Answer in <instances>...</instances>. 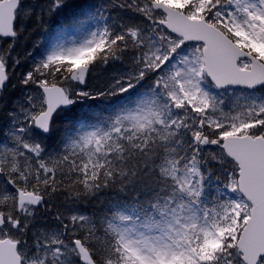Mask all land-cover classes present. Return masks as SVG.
Returning a JSON list of instances; mask_svg holds the SVG:
<instances>
[{"label":"snow or ice","instance_id":"1","mask_svg":"<svg viewBox=\"0 0 264 264\" xmlns=\"http://www.w3.org/2000/svg\"><path fill=\"white\" fill-rule=\"evenodd\" d=\"M0 264H264V0H0Z\"/></svg>","mask_w":264,"mask_h":264},{"label":"trees","instance_id":"2","mask_svg":"<svg viewBox=\"0 0 264 264\" xmlns=\"http://www.w3.org/2000/svg\"><path fill=\"white\" fill-rule=\"evenodd\" d=\"M75 2L78 4H85L92 2V0H75ZM46 20L47 23L35 27V31L32 32V36L27 43L28 50L32 51L36 56V58H39L37 54L41 53L45 47L48 34L55 29V27L53 26L60 21H63L64 24L71 23L72 14L70 12L59 13L53 16L51 19L46 18ZM37 42H39V47L33 48V45H35ZM17 71H19V69ZM102 80H103V73L98 72L96 74L95 79L90 81V83L98 84L102 82ZM111 104L112 101H97L95 103L88 101L86 103H80L72 109V116L73 118L81 117V118L93 119L94 118L93 114L101 113V112H103L104 114L107 113V110L109 109V106ZM91 210L92 208L89 207V211Z\"/></svg>","mask_w":264,"mask_h":264},{"label":"rangeland","instance_id":"3","mask_svg":"<svg viewBox=\"0 0 264 264\" xmlns=\"http://www.w3.org/2000/svg\"><path fill=\"white\" fill-rule=\"evenodd\" d=\"M58 35H59V32H57L54 37L51 39V41H49V45L53 44V43H56L57 42V39H58ZM69 38H72L70 34H66L62 37V39H69Z\"/></svg>","mask_w":264,"mask_h":264}]
</instances>
